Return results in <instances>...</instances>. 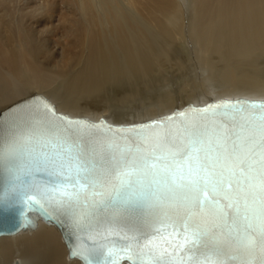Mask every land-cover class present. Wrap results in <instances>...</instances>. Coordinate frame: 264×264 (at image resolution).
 <instances>
[{
    "label": "bare ground",
    "instance_id": "6f19581e",
    "mask_svg": "<svg viewBox=\"0 0 264 264\" xmlns=\"http://www.w3.org/2000/svg\"><path fill=\"white\" fill-rule=\"evenodd\" d=\"M12 4L0 0V102L41 94L59 100V109L104 112L99 119L118 113L137 123L201 97L204 104L264 100V0ZM27 98L0 111V137L2 117ZM0 261L80 264L61 233L43 223L0 237Z\"/></svg>",
    "mask_w": 264,
    "mask_h": 264
},
{
    "label": "snow or ice",
    "instance_id": "6c2138e0",
    "mask_svg": "<svg viewBox=\"0 0 264 264\" xmlns=\"http://www.w3.org/2000/svg\"><path fill=\"white\" fill-rule=\"evenodd\" d=\"M251 109H264V103L236 100L213 102L203 109L208 112L223 109L222 115L230 117L231 124L222 123L212 129L209 138L207 129L197 126L185 127L180 133L179 143L175 134L165 131L160 141L147 146V137L143 144L119 145L109 143L106 148L114 161L111 170L98 171V166L82 156L80 144L65 137L61 132H53L55 142L53 155L41 154L35 160L37 171H47L49 175L75 180V191L68 192L63 184L37 186L34 193L27 191L21 199L30 209L33 205L45 209V204L54 201L61 207L78 208L88 203L89 196H109L102 200H93V207L120 206L124 210L154 209L162 210L163 219L172 221L165 226L172 231L162 234L156 228V236L141 240L136 235L125 233L127 240L123 247L102 248L100 251L77 252L92 264H100L111 258V264L128 259L132 264L143 262L146 258L159 261L172 249L185 251V258L192 264H228L229 260L239 259L240 264H264V111L246 112ZM171 117L153 121L163 123ZM81 125L83 121H73ZM150 125H140L146 128ZM95 127V125H93ZM51 131L50 128L45 129ZM35 133L25 139L32 140ZM17 139H13L0 150V162L12 154ZM69 153V156H65ZM65 170L69 173L65 177ZM14 191V189H13ZM59 194V195H57ZM220 198L227 201L221 206ZM168 209L183 210L186 213L182 242L175 243L179 234L177 225ZM10 205L0 201V212H8ZM86 216V213H81ZM204 216V222H192L193 217ZM243 223V229L237 226ZM108 228L103 234L107 239ZM121 232L124 230L121 229ZM91 257V259H89Z\"/></svg>",
    "mask_w": 264,
    "mask_h": 264
},
{
    "label": "water",
    "instance_id": "95a60500",
    "mask_svg": "<svg viewBox=\"0 0 264 264\" xmlns=\"http://www.w3.org/2000/svg\"><path fill=\"white\" fill-rule=\"evenodd\" d=\"M248 100L264 103V100H254L247 98L238 99H218L201 105L187 104L182 108L149 120L137 123H112L106 118L92 120L85 117H72L69 114L59 112L47 97L37 94L33 95L16 106L9 109L1 120L6 126V133L0 137V150L12 141L17 139L18 143L12 152L3 162H0V201L6 200L10 205L8 212H0V237L12 236L21 231L34 229L40 223L55 227L62 236L67 247L69 258L76 260L80 264H88L79 255H72V249L83 252L88 255L89 252L100 251L102 248L123 247L127 240L122 236L136 235L141 240L151 236H156V228H161L162 234L171 232V228L165 225L172 221H165L161 224L163 213L161 209H136L124 210L120 206L93 207V200L106 199L109 192L97 188L96 191H102L103 196H89L87 204H81L78 208L68 209L61 207L54 201L45 204V209L33 205L30 209L21 199V194L25 191L34 193L37 186H54L63 184L66 191H75L72 185L75 180H68L63 177L49 175L47 171H37L35 160L42 158L41 154L53 155L52 145L48 140L55 142L53 132L59 131L65 137L70 138L81 145L82 156L84 159L92 161L98 168V171L111 170L114 161L106 146L109 143L119 145L143 144L144 137H147V146L156 145L165 131L175 134V140L179 143L180 133L185 127L197 126L206 128L209 138L212 136V129L219 127L222 123L231 124L230 117L222 115L223 109H216V115H212V110L208 112L195 111L203 109L215 102L219 105L221 101ZM246 112H262L264 109H251L245 106ZM171 117L164 122L152 124L153 121H160L162 118ZM73 121H83L81 125L72 123ZM95 125V127H93ZM140 125H150L146 128H140ZM2 126V125H1ZM2 128V127H1ZM50 128L51 131L45 129ZM35 133L32 140L25 139L29 134ZM135 142V144L133 143ZM66 157L69 153L64 154ZM69 173L65 170V177ZM14 189V191H13ZM59 195V194H57ZM221 206L227 204V201L220 198ZM177 225L179 234L176 236L175 243L182 242L183 229L179 225L184 222L186 213L183 210L168 209ZM86 213V216L81 215ZM204 216L192 218V222H204ZM243 229L244 224L237 226ZM115 229L109 232L107 239L101 234L106 229ZM124 231L121 232L120 230ZM186 256V250H174L169 247V252L164 254L161 260L153 261L146 258L143 262L137 261L136 264H181V257ZM91 259V257H89ZM92 264H100V260L93 261ZM103 264H111V258L104 261ZM118 264H132L128 259H123ZM183 264H192V261L184 259ZM228 264H240L239 259L229 260ZM257 264L259 262L257 261Z\"/></svg>",
    "mask_w": 264,
    "mask_h": 264
},
{
    "label": "rangeland",
    "instance_id": "374dc122",
    "mask_svg": "<svg viewBox=\"0 0 264 264\" xmlns=\"http://www.w3.org/2000/svg\"><path fill=\"white\" fill-rule=\"evenodd\" d=\"M10 1V3L12 4H14V6L15 7H18V5L20 6V7H33V6H35V3L36 2H38V0H24L23 2L22 1H17V3H16V0H9ZM14 1V2H13ZM32 2H33V4H32ZM35 2V3H34ZM24 3V4H23ZM12 4V5H13ZM16 4V5H15ZM33 5V6H32ZM47 30V32L48 33H46V34H44V37H46L47 39H51L50 38V29H46ZM48 34H49V36H48ZM48 36V37H47ZM43 94H45V93H43ZM28 93H26V94H22L21 96H19L18 98H16L15 100H11L10 98H7V99H5V100H3L2 102H0V111L1 110H3V109H5V108H7L8 106H10V105H12V104H14V103H16V102H18L19 101V99L21 100V99H24V98H27L28 96ZM23 97V98H22ZM49 98L48 99H50L51 101H52V103H54L56 106H57V108H58V110H59V112H63V113H66V114H69L70 116H73V117H85V118H89V119H92V120H99V116H102L103 114H104V112L102 113H100V111H98V112H95V111H90V110H87V111H85V110H83V109H73V108H69V107H66V108H62V109H59V105H58V102L60 103V101L59 100H57V99H55V98H53V97H51V96H48ZM10 99V100H9ZM198 101H200V102H198ZM198 101H197V104L198 105H201L202 104V102H203V104H204V102H205V99L203 100V98L201 97V98H199L198 99ZM6 102V103H5ZM8 102V103H7ZM5 105V106H4ZM69 108V109H68ZM73 109V110H72ZM81 113V114H80ZM99 113V114H98ZM93 114H96V117H95V115H93ZM92 115V116H91ZM121 116V117H120ZM108 117H110V118H108L107 120L108 121H110V122H112V123H124V124H128L129 122L130 123H132L131 122V118H129V116H125V115H122V114H118V113H112V114H108ZM115 117V118H114ZM98 118V119H97ZM129 123V124H130ZM54 228V230L57 232V229L55 228V227H53ZM23 247H19L18 248V250L20 251L21 249H22ZM44 249H46V248H44ZM0 264H5L4 262H2L1 263V261H0Z\"/></svg>",
    "mask_w": 264,
    "mask_h": 264
}]
</instances>
